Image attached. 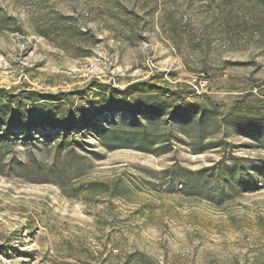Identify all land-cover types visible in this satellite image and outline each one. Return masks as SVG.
Wrapping results in <instances>:
<instances>
[{
  "label": "rangeland",
  "instance_id": "1",
  "mask_svg": "<svg viewBox=\"0 0 264 264\" xmlns=\"http://www.w3.org/2000/svg\"><path fill=\"white\" fill-rule=\"evenodd\" d=\"M1 20L0 88L87 106L96 83L153 78L216 122L237 100L264 112V0H0ZM180 124L164 127L175 137L159 154L91 134L0 152V264H264V180L196 189L201 177L188 172L222 157L250 172L262 143L205 127L204 142L231 145L195 153L197 127ZM119 176L122 196L89 187Z\"/></svg>",
  "mask_w": 264,
  "mask_h": 264
},
{
  "label": "trees",
  "instance_id": "2",
  "mask_svg": "<svg viewBox=\"0 0 264 264\" xmlns=\"http://www.w3.org/2000/svg\"><path fill=\"white\" fill-rule=\"evenodd\" d=\"M8 20L12 21L13 31H21L14 17L10 16ZM2 22L6 21L1 20L0 24ZM152 79L134 81L122 89L110 87L107 90L94 81V85H98L94 86L97 90L87 100V106L75 104L60 93H43L30 88H0V152L4 155L9 147L18 143L29 142L30 146L40 138L48 142L57 141V145L62 146L68 138L77 142V134H91L108 149L134 148L159 154L169 151L172 146L171 139L175 136L164 127L174 123H188L197 127L191 144L195 153L213 147L225 151L227 145H231L225 138L204 142L205 127L220 125L262 143L264 147V112L253 110L250 104L238 107L237 100L216 122L214 111L197 102L187 101L183 88H171ZM33 131L36 133L32 134ZM223 158L210 167L188 170L189 174L201 177L196 189L204 188L211 181L227 183L234 188L239 183L255 185L259 179L264 180V161L261 166L253 164L249 172L244 163L234 161L227 164ZM178 173L175 172V177ZM124 180L119 176L109 184L93 181L89 182V187L122 196L125 193ZM222 195L223 192H208V196L214 200L221 199Z\"/></svg>",
  "mask_w": 264,
  "mask_h": 264
}]
</instances>
